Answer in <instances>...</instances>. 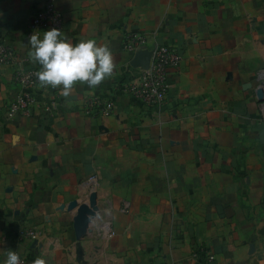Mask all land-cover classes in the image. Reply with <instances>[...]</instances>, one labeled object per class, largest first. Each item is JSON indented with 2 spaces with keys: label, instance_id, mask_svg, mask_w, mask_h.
<instances>
[{
  "label": "crops",
  "instance_id": "1",
  "mask_svg": "<svg viewBox=\"0 0 264 264\" xmlns=\"http://www.w3.org/2000/svg\"><path fill=\"white\" fill-rule=\"evenodd\" d=\"M56 5L67 39L106 44L116 74L95 89L78 83L68 98L38 83L30 113L8 118L15 71L41 68L26 38L37 0H0V42L17 57L0 63V264L9 250L28 264H264V0ZM135 33L148 49L182 55L162 107L124 90L138 73L123 46ZM94 97L112 100L113 113L87 115ZM93 192L99 211L78 237V206H68ZM105 220L109 239L97 227Z\"/></svg>",
  "mask_w": 264,
  "mask_h": 264
},
{
  "label": "built area",
  "instance_id": "2",
  "mask_svg": "<svg viewBox=\"0 0 264 264\" xmlns=\"http://www.w3.org/2000/svg\"><path fill=\"white\" fill-rule=\"evenodd\" d=\"M63 14L56 5V0H37V9L31 18L26 30V38L29 41L34 32L41 34L45 31L57 28L63 31ZM147 38L143 34L135 33L127 35L124 39V49L135 55L141 49L147 48ZM153 51L149 66L147 68H136L138 73L131 81L124 85V90L131 94L136 101L150 107H162L166 105L171 89V74L176 71L182 61V55L179 50L171 45H157L150 49ZM17 57L15 50L6 44L0 42V63L15 64ZM40 69H23L15 71L14 78L20 86L21 91L17 98L11 102L7 109L8 118H13L18 114L28 115L36 103L34 88L39 83L35 75ZM264 82V69H260L256 74V95L261 94ZM264 118V101H259ZM114 102L110 99L94 97L87 99L84 105V111L87 115H110L114 111ZM88 184L96 183V178L92 177ZM84 182V183H85ZM87 203V202H86ZM129 204H124L126 210ZM99 211V210H98ZM94 217L93 219H95ZM99 233L109 239L113 236L112 223L105 220L97 226ZM27 238H35L36 232L29 230L26 232ZM21 259L22 264L27 263V256L18 250H15ZM209 255V259H213Z\"/></svg>",
  "mask_w": 264,
  "mask_h": 264
},
{
  "label": "clouds",
  "instance_id": "3",
  "mask_svg": "<svg viewBox=\"0 0 264 264\" xmlns=\"http://www.w3.org/2000/svg\"><path fill=\"white\" fill-rule=\"evenodd\" d=\"M28 43L32 49L28 54L31 62L41 66L35 73L39 87L58 88L65 98L73 94L78 83L95 89L116 74L111 49L95 39L81 40L74 45L60 29L52 28L43 32L42 38L34 32ZM4 264L22 262L16 251L9 250ZM33 264H48V261L37 257Z\"/></svg>",
  "mask_w": 264,
  "mask_h": 264
},
{
  "label": "water",
  "instance_id": "4",
  "mask_svg": "<svg viewBox=\"0 0 264 264\" xmlns=\"http://www.w3.org/2000/svg\"><path fill=\"white\" fill-rule=\"evenodd\" d=\"M152 53L153 51L150 49L139 50L133 56L131 66L134 68H147L149 66ZM258 101H264V95L258 93ZM75 207H77V213L74 217V227L78 237H81L88 232L90 222L94 217H96L97 211L99 210L96 192L91 193L87 203L84 202L78 205L77 201H72L68 206L69 209ZM36 243L37 241H34V244Z\"/></svg>",
  "mask_w": 264,
  "mask_h": 264
}]
</instances>
